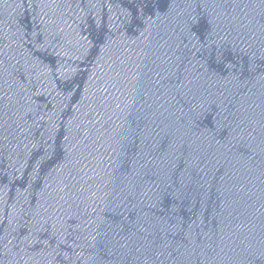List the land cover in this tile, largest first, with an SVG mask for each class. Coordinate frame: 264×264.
Wrapping results in <instances>:
<instances>
[{"label": "water", "instance_id": "95a60500", "mask_svg": "<svg viewBox=\"0 0 264 264\" xmlns=\"http://www.w3.org/2000/svg\"><path fill=\"white\" fill-rule=\"evenodd\" d=\"M0 264H264V0H0Z\"/></svg>", "mask_w": 264, "mask_h": 264}]
</instances>
